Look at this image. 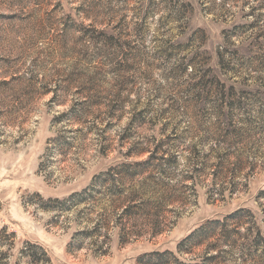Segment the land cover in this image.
I'll return each mask as SVG.
<instances>
[{"label":"rangeland","instance_id":"rangeland-1","mask_svg":"<svg viewBox=\"0 0 264 264\" xmlns=\"http://www.w3.org/2000/svg\"><path fill=\"white\" fill-rule=\"evenodd\" d=\"M20 75L0 83V228L16 234L0 264H27V241L47 253L35 264L161 263L156 252L202 264L204 247L180 251L182 240L237 210L264 232V0H0V81ZM156 147L183 161L196 148L208 164L164 178L175 202L162 234H149L147 209L126 238L118 225L83 235L115 214L108 194L57 210L52 199L103 190L101 173Z\"/></svg>","mask_w":264,"mask_h":264},{"label":"trees","instance_id":"trees-1","mask_svg":"<svg viewBox=\"0 0 264 264\" xmlns=\"http://www.w3.org/2000/svg\"><path fill=\"white\" fill-rule=\"evenodd\" d=\"M260 4L249 7L255 10ZM25 80V75H20L12 77V80H2L0 83L5 85L13 81L22 82ZM35 81L36 78L32 76L29 79V85L35 87ZM42 88L39 91L41 95L50 92L48 88ZM32 91L34 92L33 89ZM107 148L104 147V149ZM146 152H149V155L145 159L124 162L110 167L107 173H101L98 178H100L99 182L103 190L93 186L92 189L75 193L66 200L52 199L58 204L57 210L68 211L80 201L92 200L95 203L102 200V195L108 194L112 198L111 204L115 214H109L106 211L99 213L91 230L83 232V235L90 237V239L99 238L105 236L106 233L110 234L114 226L118 225L124 232L121 233L122 238H126L133 233H130L127 223L139 221V218L146 213L147 209L156 210L153 214L148 212L149 217L145 219L149 234L153 237L162 234L172 224V220L170 221V217L166 215L165 207L167 204L175 202V199L170 197L169 182H165L164 178L173 180L176 175L181 174L179 168H183L181 171L184 173L181 174V177L185 180H191L193 176L194 178L197 176L193 174L195 171L198 176L203 175V171L208 164L207 161H204L205 157L201 156V152L197 151L196 148L190 151V155L187 156L188 160L185 159L186 161H183L182 153H169L158 147L155 150L139 151L137 154L141 155ZM131 155L132 153L129 154V156ZM191 161H195L196 167L194 166L193 171L189 172L188 169L185 170V167H190ZM216 166L218 172L223 173V164L220 162ZM128 181L132 182V185L134 184L131 190L123 188L124 183ZM138 183L142 185L135 189ZM137 232L135 231V234H138ZM15 236V232L10 231L8 226H2L0 228V248L4 247L5 251L9 252L15 244ZM35 247V244L27 241L21 248L22 255L29 258L27 264L42 261L44 256L47 255L45 251H41L37 253L41 256L35 258L37 254L33 255L31 250ZM196 247H204L206 261L202 264H222V260L225 261L226 254L236 251L240 253L237 259L243 264H264V232L258 226L256 216L248 210H237L221 220H213L207 225H203L183 239L178 248L180 251L191 253ZM171 254V252H156L152 254V258L161 262L155 264H173L170 261ZM4 255L6 253L0 252V262L3 260Z\"/></svg>","mask_w":264,"mask_h":264}]
</instances>
